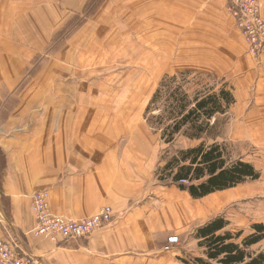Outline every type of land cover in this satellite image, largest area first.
<instances>
[{"label":"crops","instance_id":"obj_1","mask_svg":"<svg viewBox=\"0 0 264 264\" xmlns=\"http://www.w3.org/2000/svg\"><path fill=\"white\" fill-rule=\"evenodd\" d=\"M46 1L0 0V234L37 264H183L203 257L194 232L219 215L223 192L196 200L160 185L147 151L118 147L122 136L130 138L126 114L119 116L117 102L96 100L95 84H83L91 69L55 70V63L67 65L63 56H158L159 69L230 81L234 106L244 110L239 119L264 126V57L248 53L229 0H105L62 43L57 59L31 76L33 60L89 0H62L65 8ZM87 92L93 97L85 99ZM42 190L55 216L81 220L110 206L114 221L67 244L36 236L31 204ZM170 237L183 244L167 252Z\"/></svg>","mask_w":264,"mask_h":264},{"label":"trees","instance_id":"obj_2","mask_svg":"<svg viewBox=\"0 0 264 264\" xmlns=\"http://www.w3.org/2000/svg\"><path fill=\"white\" fill-rule=\"evenodd\" d=\"M102 4L103 0H89L83 11L84 18H75L57 32L52 45L63 41L69 28L72 27V33L82 27ZM76 21H80L79 24ZM36 72L35 68L29 70L31 76ZM205 80L208 82L204 84ZM219 84L222 85L218 89ZM234 104L233 89L224 82H218L209 74L183 71L162 78L144 118L149 129L160 133L166 145L173 144L180 135L191 141H201L204 136H210L212 120L219 115L225 116ZM156 111L158 114L154 115ZM225 151L220 144L207 146L204 143L181 150L162 168L157 180L163 187H175L200 200L260 178L251 163L241 159L232 162ZM4 164L5 156L0 149V171L5 168ZM194 233L203 257L182 259L183 264H264V251H252L264 241L263 223L253 224L251 232L245 234L243 230L232 231L229 221L220 216L198 227Z\"/></svg>","mask_w":264,"mask_h":264},{"label":"rangeland","instance_id":"obj_3","mask_svg":"<svg viewBox=\"0 0 264 264\" xmlns=\"http://www.w3.org/2000/svg\"><path fill=\"white\" fill-rule=\"evenodd\" d=\"M45 1L39 0V4L43 5ZM46 2L55 8L58 6L65 8L62 0H47ZM104 2L105 0H103ZM70 16L71 18L68 19L70 21L67 24L77 17L84 18L82 12ZM79 22L76 21V24H79ZM67 24L59 31H62ZM71 31H73L72 27L62 37L63 41L60 40L59 42L63 43L69 40L77 30L72 33ZM69 33L71 34L68 35ZM60 43L51 44L46 50L39 53L31 64V70L35 68L39 71L45 68L47 62L57 59L56 53L61 50L62 45ZM59 59H63L67 65H63L60 60L55 63V70L63 67L76 68L77 70L91 69L92 74H87L83 78L85 80L83 84H95L96 90L100 88L101 91L95 94L96 100L117 102L119 116L121 112L126 114V122L129 123L127 128L130 132L128 137L133 141L132 144H128L129 139L122 136L118 147L128 146L147 151L151 170L156 181H158L157 175L160 176L162 168L177 152L197 147L201 143L207 146L220 144L226 148L225 152L232 162L241 159L251 163L260 173V178L256 181L249 180L234 189L224 191L222 196L226 203L217 217H225L229 221L232 231L243 230L245 234L251 232L253 224H264V132L260 133L261 130L264 131V128L261 129L264 126L244 124L239 119L240 113L244 110L240 111L233 105L225 116L219 115L212 120L210 136H204L201 141H191L180 135L173 144L166 145L161 140L160 133H154L149 129L144 118L145 111L160 81L167 75L168 71L177 74L189 70L179 71L177 68L165 70L163 67L159 69L158 56H63ZM80 75L83 76V73H80ZM213 77L218 82H224L229 88H233L230 81ZM207 82L205 80L204 84ZM55 84L60 85L56 80ZM221 85H218V89ZM93 95V93L87 92L85 99H89ZM123 102H126L127 105H124ZM101 111L104 113L105 109ZM106 111H114V109H107ZM156 114H158V111L154 115ZM146 134H149V136L147 137ZM227 194H229V197H227ZM180 242L183 244V240ZM252 251H264V241L254 246Z\"/></svg>","mask_w":264,"mask_h":264},{"label":"built area","instance_id":"obj_4","mask_svg":"<svg viewBox=\"0 0 264 264\" xmlns=\"http://www.w3.org/2000/svg\"><path fill=\"white\" fill-rule=\"evenodd\" d=\"M228 9L248 46V53L260 60L264 57V18L260 0H229ZM31 209L37 222L34 230L36 236L59 244L88 239L114 221V211L110 206H105L95 215L81 220L55 216L51 213L50 193L46 190L34 194ZM180 244L178 237H170L164 250L172 251ZM0 264L37 263L24 254L14 240H8L0 234Z\"/></svg>","mask_w":264,"mask_h":264}]
</instances>
